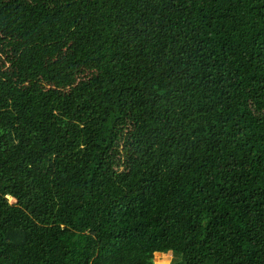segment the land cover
I'll list each match as a JSON object with an SVG mask.
<instances>
[{
	"label": "trees",
	"instance_id": "16d2710c",
	"mask_svg": "<svg viewBox=\"0 0 264 264\" xmlns=\"http://www.w3.org/2000/svg\"><path fill=\"white\" fill-rule=\"evenodd\" d=\"M157 253L264 264V0H0V264Z\"/></svg>",
	"mask_w": 264,
	"mask_h": 264
},
{
	"label": "rangeland",
	"instance_id": "374dc122",
	"mask_svg": "<svg viewBox=\"0 0 264 264\" xmlns=\"http://www.w3.org/2000/svg\"><path fill=\"white\" fill-rule=\"evenodd\" d=\"M10 202L15 203V200L10 198ZM179 258L180 257L174 256L172 254H160V253H157L154 257L156 264L157 262H162L163 264H178L182 260V257L180 261H178L177 263H173V262L174 259L178 260Z\"/></svg>",
	"mask_w": 264,
	"mask_h": 264
},
{
	"label": "water",
	"instance_id": "95a60500",
	"mask_svg": "<svg viewBox=\"0 0 264 264\" xmlns=\"http://www.w3.org/2000/svg\"><path fill=\"white\" fill-rule=\"evenodd\" d=\"M181 261H182V260H181ZM181 261H180V262H181Z\"/></svg>",
	"mask_w": 264,
	"mask_h": 264
},
{
	"label": "bare ground",
	"instance_id": "6f19581e",
	"mask_svg": "<svg viewBox=\"0 0 264 264\" xmlns=\"http://www.w3.org/2000/svg\"><path fill=\"white\" fill-rule=\"evenodd\" d=\"M13 199V198H12Z\"/></svg>",
	"mask_w": 264,
	"mask_h": 264
}]
</instances>
